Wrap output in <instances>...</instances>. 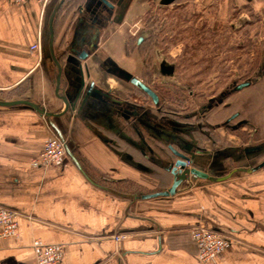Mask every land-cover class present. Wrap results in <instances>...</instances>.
Returning a JSON list of instances; mask_svg holds the SVG:
<instances>
[{
	"label": "crops",
	"instance_id": "0c3cea01",
	"mask_svg": "<svg viewBox=\"0 0 264 264\" xmlns=\"http://www.w3.org/2000/svg\"><path fill=\"white\" fill-rule=\"evenodd\" d=\"M55 1L45 6L37 0H0V98L31 99L50 111L62 110L64 103L55 93L56 67L41 50L31 49L42 42ZM164 1L121 0L97 49L82 61L83 75L70 51L61 56L67 89L75 90L83 79L82 95L91 84L103 93L83 116L67 113L55 119L87 175L102 187L68 155L61 166L35 165L53 130L33 109L0 106V207L19 213L17 232L0 245V264H37L36 241L59 247L57 264H264V45L250 84L229 91L224 106L215 98L222 91L208 104L199 97L200 86L182 85L183 107L208 110L191 123L206 120L207 128L192 139L171 135L163 128L166 117L114 70L119 67L162 91L154 85L169 73L158 72L153 62L146 67L139 50L127 54L126 41L131 26L152 7L169 5ZM255 1L264 9V0ZM85 2L66 0L60 9L57 51L70 45L74 28H90V13L77 12ZM80 16L86 20L77 22ZM219 107H224L222 114ZM147 109L154 119L143 117ZM170 145L190 155L192 167L212 176L184 181L173 195L140 200L104 188L124 194L169 189L173 176L167 167L176 159ZM200 224L233 237L209 261L199 258L192 237V228Z\"/></svg>",
	"mask_w": 264,
	"mask_h": 264
},
{
	"label": "rangeland",
	"instance_id": "374dc122",
	"mask_svg": "<svg viewBox=\"0 0 264 264\" xmlns=\"http://www.w3.org/2000/svg\"><path fill=\"white\" fill-rule=\"evenodd\" d=\"M196 1L152 7L131 26L126 46L143 54L137 40L149 41L143 48L146 67L153 62L158 72L169 73L155 84L165 97L183 100L182 85L189 84L201 87L199 97L206 102L232 81L252 76L254 57L264 45V9L257 8L255 0ZM167 101L172 111L182 104ZM185 109L191 113L194 105Z\"/></svg>",
	"mask_w": 264,
	"mask_h": 264
},
{
	"label": "water",
	"instance_id": "95a60500",
	"mask_svg": "<svg viewBox=\"0 0 264 264\" xmlns=\"http://www.w3.org/2000/svg\"><path fill=\"white\" fill-rule=\"evenodd\" d=\"M121 0H86L84 6H80L77 12L81 14L84 10L90 13L91 21L89 23L90 28L85 32L82 29L74 28L75 34L72 42L62 51H57L56 47V37H55V21L59 14L60 9L66 2V0H56L52 7L49 5V14L47 13V18L45 21V28L43 31L42 42H41V51L45 61L51 66L56 67L55 75V93L58 98H60L64 106L60 111H50L45 106L37 103L31 99H12L6 100L0 98V106L8 108H30L39 113L53 130L54 134L63 142L67 155L71 160L79 167V169L87 176V178L93 183L101 186L99 183H96L87 175L83 169L80 161L74 153L73 147L70 145L71 139L67 138L64 130L57 125L55 119L62 117L63 115L69 113L72 118H79L83 116V112L88 109H94L97 106L98 101L103 98V93L99 89L94 87V84H91L90 88L82 95L85 81L82 79L81 83L78 84L73 90L67 89V83L62 79L63 76V64L61 61V56L64 55L67 51H70L71 55L77 60L80 67L81 75H83L82 70V61L88 58V56L94 52L98 47L99 36L102 33L103 27L105 26L106 21L109 22L115 6ZM172 0H165V3H169ZM94 6L97 5L96 10ZM100 16L103 19V24L97 26L95 23L100 22ZM86 20V17L80 16L77 19V22H83ZM93 22V23H91ZM90 31V32H89ZM143 40L142 37L139 38V42ZM78 44L79 48H76ZM132 84L138 86L140 89L152 96V98L158 102L157 94L145 83L136 77H131L130 75L126 76ZM250 82L246 81L236 86V89H241L244 86L249 85ZM66 86V87H65ZM173 155L176 157L167 167V170L173 176V183L171 187L167 190L151 193V194H124L115 189L104 187L106 190L114 192L118 195L125 196L131 200H140L146 198H153L158 196H169L173 195L178 191L179 186L184 181L196 179H209L212 175L210 172L201 170L197 167H187L188 162L192 163L190 155L187 153L175 148L173 145H170ZM102 187V186H101Z\"/></svg>",
	"mask_w": 264,
	"mask_h": 264
},
{
	"label": "built area",
	"instance_id": "2783aa9c",
	"mask_svg": "<svg viewBox=\"0 0 264 264\" xmlns=\"http://www.w3.org/2000/svg\"><path fill=\"white\" fill-rule=\"evenodd\" d=\"M14 1L16 3H23L28 0ZM37 1L46 6L50 0ZM31 49L40 51L41 40L32 45ZM66 159L67 153L63 142L56 135H52L45 141L41 153L34 160V164L61 166L65 163ZM187 167H191V162H188ZM18 218L19 213L17 211L0 207V245L5 239L17 232ZM191 232L198 248L199 258L202 261L212 260L233 239L230 235L212 229L204 224L193 227ZM116 238L119 240L123 236H117ZM34 248L37 264H57L61 258V251L56 245L36 241Z\"/></svg>",
	"mask_w": 264,
	"mask_h": 264
},
{
	"label": "flooded vegetation",
	"instance_id": "af4514ba",
	"mask_svg": "<svg viewBox=\"0 0 264 264\" xmlns=\"http://www.w3.org/2000/svg\"><path fill=\"white\" fill-rule=\"evenodd\" d=\"M101 22H103V19L102 17L100 16V24ZM142 42V41H141ZM138 41V43H141ZM114 70L116 71L117 74L123 76L126 78L127 75H130L131 77H133L131 74H129L127 71L119 68V67H114ZM139 79V78H138ZM143 83H145L146 85H148L158 96V102H156L151 95H149L147 93V96H145V98L147 100H149V103L151 104L152 108L155 110V111H160L162 115H164L166 118H163L162 119V122L164 123L163 125V128L166 127L169 131L168 133L169 134H174L175 132H178L181 136H184V138H193L195 137L196 135H203L205 134L203 131L207 128L205 126V121L203 123H199V124H194V123H191L193 120H195V118H199L201 115L203 116L204 114L207 113V109H204L202 108L201 110H198L196 111L195 109L193 110V112L189 113V112H185V107H183V103L181 104V107L178 109L177 108V111H172V110H168V101L166 100V98L164 97V94L162 91H164L162 89V91H158L159 89H156V88H152L148 83L145 82L144 79H140ZM134 85V84H133ZM238 84L236 83V81H232L219 95H217L215 98L217 101L220 102V105H223L224 106V100L226 99V96H227V93L229 91H232ZM135 87H137V89L139 88L138 86L134 85ZM155 86V85H154ZM158 91V92H157ZM143 97V96H142ZM178 100L181 101V99L179 98ZM177 100V101H178ZM170 102V101H169ZM208 104L210 103V100L207 99ZM212 102V101H211ZM143 105H144V101L142 102ZM137 106V105H136ZM170 106V105H169ZM139 107V106H137ZM167 107V108H166ZM136 109V112L137 111V108ZM234 115H230V117H228L227 119H225V121L223 122L224 124H228V122H230V120L232 119ZM143 117H146V118H155L156 116L152 115V112L150 110H146L145 114L143 115ZM191 120V121H190ZM168 123V124H167ZM183 123H186L183 124ZM176 125V126H174ZM205 128V129H204ZM183 132H181V131ZM191 145V143H190ZM192 164V163H191Z\"/></svg>",
	"mask_w": 264,
	"mask_h": 264
},
{
	"label": "trees",
	"instance_id": "16d2710c",
	"mask_svg": "<svg viewBox=\"0 0 264 264\" xmlns=\"http://www.w3.org/2000/svg\"><path fill=\"white\" fill-rule=\"evenodd\" d=\"M176 1L177 0H172L171 2H169V3H166V4H173V3H176ZM148 21V23H151L152 21L150 20V18H146V22ZM138 41H139V39L137 40V43H138ZM148 43H149V41H142L141 43H138V49H141L142 51H143V56H146L145 55V50L143 49V48H146V46L148 45ZM129 47V46H128ZM134 50L133 49H131V48H128L127 49V54H131L132 52H133ZM254 60H255V63H254V65H255V68H256V65H257V63H258V60H259V55L257 54L255 57H254ZM253 65V66H254ZM250 79H251V77H246V78H244L243 80L244 81H249L250 82ZM138 90L140 91V92H142V95H144V96H147V93L145 92V91H143L142 89H140V88H138ZM170 95V94H169ZM169 95L168 96H164L167 100H169V99H171V101H173V100H178L179 99V97L178 96H175V97H178V98H170L169 97ZM220 106H223V105H220ZM223 108L224 107H219L218 108V112H221V114L223 113ZM221 118H222V116H221Z\"/></svg>",
	"mask_w": 264,
	"mask_h": 264
}]
</instances>
